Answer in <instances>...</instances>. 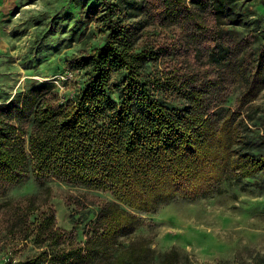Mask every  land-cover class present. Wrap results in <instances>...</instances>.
Returning <instances> with one entry per match:
<instances>
[{"label": "trees", "instance_id": "trees-1", "mask_svg": "<svg viewBox=\"0 0 264 264\" xmlns=\"http://www.w3.org/2000/svg\"><path fill=\"white\" fill-rule=\"evenodd\" d=\"M236 5L237 0H71L64 6L79 14L77 23L82 25L81 13L95 23L101 43L64 60L70 70L82 71L72 97L32 83L0 103V189L29 176L52 177L105 192L111 200L101 199L85 223L83 246L55 253L62 240L74 244L75 229L54 228L53 214L43 223L48 250L3 264L94 260L118 237L132 234L140 224L135 213L155 214L174 198H200L227 176L253 180L264 173L260 136L250 128L262 118L254 102L264 89V34L249 32L224 49L223 18ZM137 8L144 21L132 19L130 9ZM223 61L226 71L215 65ZM234 84V106L223 109ZM218 109L225 113L220 120ZM36 202L33 196L18 200L6 220L26 222L38 210ZM150 244L130 242L111 264H151ZM159 257L161 264L181 259L175 248Z\"/></svg>", "mask_w": 264, "mask_h": 264}, {"label": "rangeland", "instance_id": "rangeland-1", "mask_svg": "<svg viewBox=\"0 0 264 264\" xmlns=\"http://www.w3.org/2000/svg\"><path fill=\"white\" fill-rule=\"evenodd\" d=\"M70 1L0 0V103L32 83L53 85L60 94L70 97L75 94L82 71L70 70L64 60L97 46L101 38L96 24L84 14H80L82 25L76 22L79 14L64 7ZM236 6L223 18L227 23L224 49L249 32L264 34V0H237ZM247 7L250 12L241 10ZM130 14L132 19L144 21L141 8L130 9ZM215 65L223 71L228 68L224 61ZM238 92L239 84L231 85L221 108H232ZM254 107L256 116L262 118L255 124L250 122L251 135L260 136L256 144L264 149V89ZM218 110L220 120L225 113ZM29 196L36 197L38 210L26 222L6 220L7 216L12 218L16 202ZM72 197L81 204L72 203ZM104 198L111 200L105 192L68 185L52 177L37 180L29 176L20 184L2 187L0 264L9 259L23 261L48 250L43 223L53 214L54 228L69 233L75 229L74 244L62 240L55 253L83 246L85 223L94 217ZM135 214L140 224L130 236L118 237L108 253L68 264H111L118 250L142 239L151 241V264H161L159 256L171 248L179 252V264H264V173L253 180L227 176L200 198H174L162 203L155 214Z\"/></svg>", "mask_w": 264, "mask_h": 264}]
</instances>
